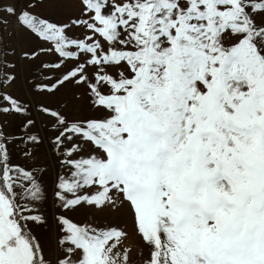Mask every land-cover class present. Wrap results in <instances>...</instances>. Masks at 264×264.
<instances>
[{"label":"snow or ice","instance_id":"6c2138e0","mask_svg":"<svg viewBox=\"0 0 264 264\" xmlns=\"http://www.w3.org/2000/svg\"><path fill=\"white\" fill-rule=\"evenodd\" d=\"M19 33L37 47L13 48ZM18 83L82 89L92 113L39 108L50 184ZM83 208L128 213L143 264H264V0H0V264H133L128 231Z\"/></svg>","mask_w":264,"mask_h":264},{"label":"rangeland","instance_id":"374dc122","mask_svg":"<svg viewBox=\"0 0 264 264\" xmlns=\"http://www.w3.org/2000/svg\"><path fill=\"white\" fill-rule=\"evenodd\" d=\"M44 14L50 16L54 20L66 19L68 15H71V10L59 6L53 5L50 8L44 9ZM13 25H10L7 29L8 32H13ZM78 34V33H77ZM9 43L13 48L23 49L30 51L37 47L38 41L35 38L27 37L23 33L13 34L9 38ZM44 60H54L55 56H44ZM39 64L37 61L35 64L29 63L28 61L22 62L20 65L22 71V77L27 79H35L38 75L36 69ZM12 94L21 100H26L30 102V109L32 111V116L35 119V126L30 129L33 134H37L43 138V143L35 150L36 163L48 167L49 173L46 177V182L49 184L54 176L61 172L58 163H54V158L57 153L54 147L51 145V138H54L55 132L52 130V125L54 120L48 115L39 111L41 106H48L54 110H59L64 112L70 118L74 116L86 117L92 115L89 112L85 101H76L73 99L74 95H79L83 90L73 88L71 85L60 90V92L55 95L39 94L31 89L29 85L27 88L22 86V83H18L12 89H10ZM8 121V130L10 132L20 133L17 131L24 122V118L21 116H9L6 118ZM52 160L50 159V156ZM18 162L23 163L24 160L21 158ZM77 220L87 221L93 225L103 227L106 224H115L124 227L128 233L129 237L124 242L125 246L132 249L131 258L133 264H143V260L147 255L146 250H144V256L140 255L142 245L139 237L136 235L131 216L126 212H121L119 214L111 213H100L92 209L83 208L79 211L73 213ZM48 243L51 244V235L48 232L41 233Z\"/></svg>","mask_w":264,"mask_h":264},{"label":"water","instance_id":"95a60500","mask_svg":"<svg viewBox=\"0 0 264 264\" xmlns=\"http://www.w3.org/2000/svg\"><path fill=\"white\" fill-rule=\"evenodd\" d=\"M49 156H50V159L52 160V158H51V155L49 154Z\"/></svg>","mask_w":264,"mask_h":264}]
</instances>
